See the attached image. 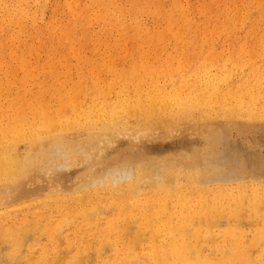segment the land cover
Listing matches in <instances>:
<instances>
[{
    "label": "bare ground",
    "instance_id": "bare-ground-1",
    "mask_svg": "<svg viewBox=\"0 0 264 264\" xmlns=\"http://www.w3.org/2000/svg\"><path fill=\"white\" fill-rule=\"evenodd\" d=\"M82 1L0 0V87L23 86V81L16 80L15 73L31 66L26 60L28 56L47 55L45 64L52 65V59L56 57L51 55L84 54L87 46L89 49V42L102 43L91 44V47L94 49L98 45L97 49L103 48V54H128L133 50L127 43L140 41L145 44L134 47V51L141 57L156 54L171 58L168 54L175 53L179 60H163L159 65L153 63L155 66L142 61L140 63L146 64V69L137 70L129 77H119L110 71L112 78L108 81L80 79L73 85L75 90H81L84 83L91 85L89 90H99L93 93L94 100L83 115L59 123L39 114L42 124L39 128L28 125L22 129L11 127L5 132L0 141V190L10 184L16 188L0 197V210L11 209L10 216L24 211L34 214L32 221L16 219L13 228L6 227L0 217V225L6 233L0 240L3 244H0V252L7 244L14 246L11 251L20 256L22 245L28 243L30 236L38 230L39 222L47 221L40 229L43 228L53 240L60 236V229L74 227L78 229V241L84 242L86 235H95L105 243L108 237L122 231L127 234L131 229L129 224L121 227L120 223L139 221V228L151 240L157 234L165 236L168 247L163 258L166 256L168 261L172 259L176 264H186L185 253L190 250L186 238L189 232L195 238L203 235L206 239L228 241L230 247L242 249L245 252L236 257L239 264L260 263V259L253 262L251 251L255 252L261 245L258 239L264 241V232L259 230L264 227V213L260 214L264 209V189L252 183H228L239 179L237 176L230 178L231 173L225 175L228 169L201 165L197 151L193 150L196 146L181 152L178 157L159 155L163 148L149 146L144 150L149 151L144 159L143 154L136 153L112 160L101 158L93 170L84 171L69 188L60 183L63 171L84 163L89 158V150L108 151L116 136L128 137L138 144L167 139L174 134L176 138L182 131L195 132L206 136L207 152L213 155L215 164L217 160L234 162L240 156V150L231 145L230 137L218 127L221 119L231 128L241 122L264 124V68L247 70L240 67L235 80L234 69L230 74L223 73L219 67L217 73L198 68L190 78H181L182 51L200 50L198 42L210 33L212 37L213 32L219 31V37L230 36L227 25L221 30L223 26L217 19L222 18L223 12L217 13L214 20L206 3L186 16L185 6L178 1L165 12L161 10L166 4L164 0H84L85 6H81ZM262 3L264 5V0ZM257 6L256 0H251L249 10L241 15L245 39L264 38V32L259 31L264 24V9ZM237 12L242 14L243 11ZM192 15L198 16V21ZM209 17L211 22L217 21L212 30L208 27L210 24L207 25ZM93 26L94 30H91ZM168 40L176 43L164 44ZM242 44L244 46L245 42ZM23 72L28 74L26 70ZM38 85L41 88L42 81ZM117 89L120 91L113 100L111 90ZM66 97L70 103L72 98L68 93ZM28 102L23 100V103ZM22 141L26 144L24 152L18 147ZM246 162L249 171V166L256 168L263 164L255 154ZM42 170L57 171L47 187L41 177L32 176L33 172ZM256 173V169L251 171L253 177ZM28 178L34 182L26 184ZM35 187H38L36 192ZM244 207L263 222L258 221L261 226L256 228L257 235L252 241L243 234V227L250 224L243 213ZM38 208L43 210L34 212ZM223 225L229 226L217 232L216 229ZM78 247L88 248L86 244ZM160 250L154 246L155 260L162 257ZM1 253L2 259L12 256L10 253L4 256L5 251ZM19 256L15 259H20ZM15 259H8L7 263L14 264L12 262L18 261ZM208 259L209 264L216 262L214 258ZM224 259L229 258H221ZM79 260L80 257L76 259ZM201 264H205V260Z\"/></svg>",
    "mask_w": 264,
    "mask_h": 264
},
{
    "label": "rangeland",
    "instance_id": "rangeland-1",
    "mask_svg": "<svg viewBox=\"0 0 264 264\" xmlns=\"http://www.w3.org/2000/svg\"><path fill=\"white\" fill-rule=\"evenodd\" d=\"M31 1L33 2V0ZM83 1L81 2V4L83 3L81 6H85V1ZM176 1L182 3V5L185 6L184 8H186L187 10L185 13L186 16L189 14H193L198 8L204 6L205 3L208 4V7L211 9L213 14H211L210 17H213L214 20L216 19L215 15L217 13L223 12L224 15L222 16V18L217 17V19L223 26L221 30L225 29L227 25V27H229H226V29L230 33V36L228 37L221 35L219 37V31L213 32L212 37L210 36V33L207 37H205L206 39H201L203 40V42L201 40L198 42L200 50L193 53L190 51H182L180 58L182 71L181 78H190L192 76V72L198 68H203L202 70L209 69L211 71H214V73H217L220 68L223 73L230 74L234 69V74L232 75L233 79L235 80L240 67H245V69L247 70L256 67V69L264 68V38L260 36H254L250 39H245L242 37L243 20L241 15L249 10L248 4L249 2H251V0H206V2L205 0H164V4L165 2L166 4L162 5L161 10L164 12L165 10H170L172 4ZM260 1L261 0H256V3L258 4V6H261V9H264V5L262 3L263 0L262 2ZM86 3L87 5H89V1H87ZM226 3L227 5H225ZM246 3L247 5H245ZM32 6L34 7V5ZM214 9L216 10L214 11ZM226 9L229 10L226 11ZM231 9L233 10L231 11ZM237 11L243 12L242 14H240ZM235 14L237 15L235 16ZM47 15L49 16V13ZM225 15L227 16V18ZM192 16L196 19V21H198V16ZM237 16L239 17L240 22ZM210 17L207 19V25L210 24L208 25V27L210 28V30H212L213 25L217 21L215 23L211 22ZM145 19L148 18L146 17ZM229 19H232L233 21ZM238 23H240L241 25ZM237 25L242 28L240 29ZM262 25L264 26V24ZM262 25L260 26L261 29H259V31L264 32V27H262ZM237 28H239V30ZM91 30H94V26L91 28ZM216 34L217 36H215ZM216 37L218 38L216 39ZM255 39H258L259 41H256ZM244 42L245 47L242 44ZM175 43L176 41L168 40L164 44L173 45ZM91 44L102 43L89 42V49L88 46L86 47L89 52L86 50V53L84 54H72L66 56L51 55V57H56L52 59V65L45 64L46 58L44 57H46L47 55L35 53L32 56H28V59L26 60L30 62L31 66L26 67L25 69H19L15 73L16 80L23 81V86L20 88H16L14 86H11L10 88L5 86L0 87V141L3 140L5 132H7L11 127H18L22 129L28 125L35 128H39L40 126H42L40 117H38L39 114H44L47 118L57 120L59 123L61 122V120H70L75 116L83 115L84 111L88 109L91 101L94 100L93 93L99 90H89L91 85L87 83L83 84V88L81 90H75L73 88V85L80 79L87 81L97 79L101 81H108L112 78L110 71H114L119 77H129L137 70H140L144 67V69H146V64H148L149 66H155L154 64L159 65V62L163 60H179L175 56V53L168 54L171 56V58H167V56L162 55L157 56L156 54H150L149 56L147 55L146 57H141L134 51V47H139L145 44L140 41H132L127 43V45H129L128 48L133 50L128 54H103V48L97 49L98 45H96V48L93 49L91 47ZM187 44L191 43H181V45ZM96 50H98V52ZM142 61H147V63L141 64L140 62ZM133 63H136V65H133ZM232 65L233 68L231 69ZM223 67L226 68L225 71ZM134 69L135 71L131 72V70ZM25 70L28 74H25V72H23ZM39 81H42L43 83L41 88L38 85ZM54 81L56 82V84H53ZM111 91L112 92L110 96L113 100H115L116 95L120 91V89ZM67 93L72 98V101L70 103H68V99L66 97ZM23 100H29L30 102L23 103ZM227 125V122L221 119L218 127L224 129L226 134L230 137L229 141L231 145H234L235 148L237 147L238 150H240V156L234 162L227 159L223 162L217 160L215 161L216 163L213 164V155L207 152V140L205 139L206 136L204 137L202 134H198L195 132L183 133L184 131H182L181 136H179L180 132H176V135L179 134V137L176 136L175 138L174 134L173 137L172 135L170 136L171 138L168 137L167 139H155L154 141L144 142L140 141L138 144H134L128 137L116 136V138L112 140V143L110 144L111 148L108 151H101L97 149L89 150L87 151L89 152V158H87L84 163L76 166L71 165L75 166L76 168L70 169L69 171H63V173L59 177L60 183L66 185L65 188H69L73 184V182L79 178L80 174L84 173V171L93 170L94 166L97 163H100L101 158L102 160H112L113 158H124L128 155L136 153L139 156L140 154H143L142 159H144L149 154V151L144 150H148L146 149V147L149 146L155 149H157V147L159 149L163 148V151H160L159 155L172 154L178 157L181 155V152L190 151L191 147L193 148L194 146H196V148L193 150L197 151V156L200 157L201 165L208 167L213 166L224 171L227 169V171H230L229 169H231L230 172L226 171V173L224 172V174L229 175L231 173L230 178H234L237 176V178L239 179L235 182L228 183H252L264 189V124H247L241 122L234 128H231L229 125L228 127ZM12 134L15 135L14 133ZM18 147L21 152L26 151V144L23 141L18 144ZM231 147L233 148V146ZM98 153H100L99 156H97ZM252 154L258 155V157L263 160V164L256 168H252L251 166H249L251 168V170L249 171V169L247 168L248 163L246 161L248 160V158L252 157ZM253 169L257 170L256 177H253V175H251V171ZM33 173L32 176H35L37 178L41 177L40 180L43 182L44 186L47 187L50 183V178L56 175L57 171L42 170ZM31 182H34V179L29 180L28 178L26 180V184L28 185L31 184ZM15 188L16 187L14 184H10L8 188L1 189L0 197L2 198L5 193L12 191ZM37 190L38 187H35L34 192H36ZM9 210L11 209L0 210V217H2L3 223L6 227L13 228L14 221L16 219L26 218L29 219V221L33 220L32 215L34 213H32L31 211H24L14 216H10ZM42 210V208H38L34 212H39ZM107 213L111 215V212ZM243 213H246L245 218L248 219H246L247 222L250 220V224L248 223L249 225L243 227V230L245 231V233L243 234L248 241H252L254 238H256L257 232L255 230L256 228L261 226V223L258 222L261 220L255 215L250 214L251 212L249 211L248 207L243 208ZM262 213H264V209L260 211V214ZM50 222L54 223V220L50 219ZM45 223H47V221L39 222L38 230L30 236V240L28 241V243L22 245L23 252H20L21 257L17 253H15L16 255L13 254L14 250H11L14 246L12 245L5 244V246H1V252L4 253L5 251L4 256L10 253L9 255L12 256L11 258L10 256H8V259H15L17 256H19L20 259L17 258L18 261L16 263L12 262L14 264H125V262L126 264H129V262L135 264H156L155 261L157 263H161V261H164L169 264H176L175 261H172V259L168 261V258H166V256L165 258H163L168 247L165 241V236L163 234H157L154 240H151L148 236H146V233L139 228V221L120 223L121 227L124 224H129L131 226V229L127 232V234H123L122 231L119 235L108 237L105 243H102L101 241L103 240L95 235H86L83 238L84 242L78 241L76 239L78 229L74 227H65L63 229H60V236H56L58 239L56 238L55 240H53L49 238V234L43 228L40 229V227H43ZM228 226L229 225H223L222 227L217 228L216 231L218 232L220 230H223ZM263 228L264 227L262 226V228H259V230L261 232H264L262 231ZM251 231L254 232L252 233ZM5 234V230L0 225V240H2V235ZM137 236H140L141 238H137ZM186 238L188 239L187 246L190 249L187 253H185L186 264H201L204 262V260L205 264H207L209 262L208 258H214V260H216L217 262L218 260L222 261L221 258L227 257L229 258L228 260L224 259L222 262L218 261V264H239L236 261V257L239 254L245 252L242 249L235 248L234 246L230 247L228 241H222L220 239H206L203 235L195 238L191 232H189ZM258 240L260 241L259 244L261 245L257 247L255 252L254 250L251 251V254H254L252 256L254 259L252 258V260L254 262L260 259V261L262 260V263H260L264 264V241L260 239ZM82 244H86L88 248H79L78 246H81ZM155 245L162 249L160 250V252L162 251V257L159 260H155L153 256ZM1 252L0 255L2 254ZM198 252L201 253L198 254ZM1 256L0 258L2 259L3 256ZM79 257L81 258V260H79L78 263L76 259H79ZM202 258H204L203 261ZM8 259L6 256V258L4 257L1 261L2 263L6 261V264H9V262L11 263V261L7 263ZM199 260L202 262L200 263ZM257 262H254V264H260ZM2 263L0 262V264Z\"/></svg>",
    "mask_w": 264,
    "mask_h": 264
}]
</instances>
